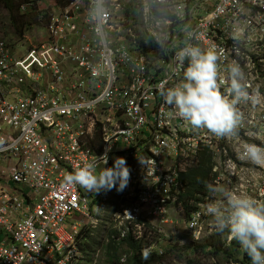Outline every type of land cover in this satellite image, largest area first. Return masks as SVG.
I'll return each mask as SVG.
<instances>
[{"label": "built area", "instance_id": "1", "mask_svg": "<svg viewBox=\"0 0 264 264\" xmlns=\"http://www.w3.org/2000/svg\"><path fill=\"white\" fill-rule=\"evenodd\" d=\"M1 1L0 264H78L76 234L83 224L93 228L98 212L110 213L106 201L119 208L108 219L121 224L109 226L117 232L113 239L130 230L139 238L135 227L158 230L169 213L183 210L181 174L199 164L201 153L210 156L208 186L264 204V168L237 156L242 143L264 139V107L241 105L246 120L239 134L217 139L194 131L160 94L181 78L175 51L186 43L222 50V68L239 60L264 92V0H138L127 5L135 10L128 16L124 0H99V18L97 0H46L39 17L48 15V38L19 56L5 38ZM39 4L23 2L20 13ZM115 21L124 24L119 31ZM241 28L237 43L233 35ZM140 36L153 47L142 51ZM105 153V167L116 157L127 160L124 191L90 197L65 182L74 168ZM208 186L196 193L205 207L188 203L184 224L194 239L208 204L219 199ZM72 213L82 219L69 223ZM145 249L162 253L153 244Z\"/></svg>", "mask_w": 264, "mask_h": 264}, {"label": "clouds", "instance_id": "2", "mask_svg": "<svg viewBox=\"0 0 264 264\" xmlns=\"http://www.w3.org/2000/svg\"><path fill=\"white\" fill-rule=\"evenodd\" d=\"M96 16L103 15L99 6ZM245 35L241 28L233 35L239 43ZM193 37L189 32L186 38ZM175 60L181 69L177 83L160 90L167 105L194 131H207L217 139L235 138L243 127L246 116L241 105L252 108L264 107V92L260 86L249 82L248 73L239 60H233L222 68L224 53L216 48H202L186 43L175 51ZM226 73V75L224 74ZM224 88V91H222ZM239 159L264 168V139L260 144L242 143L238 150ZM107 154L83 162L64 177L69 185H79L89 192L99 193L113 188L124 191L130 181V168L124 157H116L111 167ZM142 167V161L138 157ZM208 190L219 197L207 206L212 218V227L223 233L228 231L249 257L251 264H264V204H259L250 195L218 186ZM150 251L145 249L142 258L147 260Z\"/></svg>", "mask_w": 264, "mask_h": 264}, {"label": "rangeland", "instance_id": "3", "mask_svg": "<svg viewBox=\"0 0 264 264\" xmlns=\"http://www.w3.org/2000/svg\"><path fill=\"white\" fill-rule=\"evenodd\" d=\"M137 1L138 0H124V5L121 6H123L124 8L129 3L136 4ZM14 2L15 3L12 4L13 5L12 12H10L11 10L9 11L7 9L6 11L4 9L3 28H4V33L6 35L5 38L7 43L9 45H12V47L15 49L14 54L18 55L25 53L30 45L37 46L39 42L43 40L42 37H44V29L48 15L46 14L45 19H41L39 17V15L41 14V11L39 10L41 8L39 7L41 6L43 8L42 3L39 4L38 8L36 7L35 12H31L28 14H19L18 11L16 10V7L14 6L17 5V0L16 1L14 0ZM43 4H45V2ZM127 7L131 9V6H127ZM10 16L13 18V20L11 21L8 19V17L10 18ZM123 25L124 24L115 21L113 23L112 28L119 31ZM138 28L141 30L140 27ZM114 160L115 159H113L112 161V166ZM183 187L185 189L184 184ZM85 192L91 197V193L89 191L85 190ZM189 201H191V203H195L204 207L207 205L203 203L204 202L203 198L196 194ZM106 203L107 206L109 207L108 211H110V213L113 211V209L118 208L116 205L110 204L109 201H106ZM90 215L92 214L90 213ZM105 215L106 213L103 215L98 212V214L94 216L98 220L95 225L92 223L93 228L89 227L90 236L86 240H84L85 244L89 242V245H87L86 248L79 247L82 256L79 258L78 264H109L108 255L106 254L105 249L103 247L104 240L102 241L100 240L99 243L97 242L98 243L97 245H95L96 243H94V241H96L95 239L97 238L102 228V220H104ZM186 217L187 215L184 213L183 210L173 211L169 213L167 223L159 227L158 230L153 228L149 230L142 229L141 226L138 228L132 224H126V225L128 226V228H130L131 226L135 227L133 228V234L134 233L137 234L138 233L137 231L140 230L138 233L140 237L137 239L139 240L142 239L144 244H149L150 246L153 244L154 247L161 248L162 253L159 255H162V258L161 261L157 264H238L239 263L242 257L241 253L242 252L244 253V251L241 249L239 244L237 247H235V245L229 243L231 237L227 230H225L223 233L215 231V229L212 227V218L205 213V216L202 217L203 218L202 232L196 239H194L192 238L191 233L185 227L184 221L187 220ZM80 219H82V216L80 214L72 213L70 215L69 223H72V221H76ZM83 225L87 226V224H83ZM107 225L108 227L113 225L116 228L121 226L118 219L117 220L111 219L110 222L108 220ZM114 240L117 241L118 238H115ZM210 244H215L221 247L222 250H220L215 256H204L203 251H206L208 245ZM123 250L124 251L119 258L121 261L120 263H123L124 259L126 258V255H128L125 246L123 247ZM247 262L251 264L249 258Z\"/></svg>", "mask_w": 264, "mask_h": 264}, {"label": "trees", "instance_id": "4", "mask_svg": "<svg viewBox=\"0 0 264 264\" xmlns=\"http://www.w3.org/2000/svg\"><path fill=\"white\" fill-rule=\"evenodd\" d=\"M16 1V0H15ZM46 0H17V5H14L16 7V10L19 14L20 10V4L23 2H45ZM70 0H60V2H66ZM13 3L14 0H2L1 5L3 9L7 11V9L12 12L13 10ZM134 9H126L125 14L128 16L129 14L134 13ZM42 13V12H41ZM41 16V14L39 15ZM46 17V14L44 15V18ZM8 19L11 21L13 18L10 16ZM127 26V25H126ZM138 45L141 48L142 51L149 50L153 47V42L147 38H144L143 36H140L138 39ZM99 138V135H97ZM210 172H211V163H210V156L207 153H201L200 154V161L199 164L196 166H193L189 168L188 170L184 171L181 174V178L184 181L185 189L183 193L180 194L177 198L178 204L181 205L183 208L184 213L188 216V210L191 208L188 203L193 198V196L196 193L204 192L206 187L208 186V183L210 182ZM110 218V213H106L102 228L95 239L94 243L97 245L99 241L104 240V249L106 254L108 255L109 264H157L161 261L162 255H159L154 250L150 251V256L147 260L142 258V250L145 246L149 244H144L143 240H139L137 238H134L131 236V230L128 231L125 236L120 237L117 241H115L111 236L114 234V236H117V232L112 230L108 227L107 221ZM90 230L88 226H83L80 228L76 234V239L79 247L86 248L87 245H89V242L85 244L84 240H86L90 236ZM107 239V241H105ZM98 242V243H97ZM80 243V244H79ZM230 244L235 245V247L238 246V243L232 239H230ZM126 247V252L128 255H126V258L124 259L123 263H120V255L123 253V247ZM93 248V247H92ZM91 248V249H92ZM95 248V247H94ZM226 248V247H225ZM193 250V249H192ZM191 250V251H192ZM201 250V249H200ZM204 250V249H203ZM220 250H222L221 247L210 244L207 247L206 251H203L204 256H215ZM122 251V252H121ZM125 252V253H126ZM241 260L238 264H249L247 262L248 256L244 252L241 253Z\"/></svg>", "mask_w": 264, "mask_h": 264}, {"label": "crops", "instance_id": "5", "mask_svg": "<svg viewBox=\"0 0 264 264\" xmlns=\"http://www.w3.org/2000/svg\"><path fill=\"white\" fill-rule=\"evenodd\" d=\"M39 3H42V2H39ZM46 5H48L47 3H45ZM45 4H42L43 5V8L40 6L39 8H41V10L42 9H45L44 7H45ZM42 34V33H41ZM43 38V40H41V42H39V44H42V43H44L46 40H47V38H48V32H47V30L46 29H44V37H42ZM38 44V45H39ZM30 46H35V45H30ZM29 46V47H30ZM10 47H11V50H12V53L14 54V51H15V49L12 47V45H10ZM19 55H21V54H18V55H15L14 54V56H19ZM39 87H43L44 85H41V84H39L38 85ZM90 193H92V192H90Z\"/></svg>", "mask_w": 264, "mask_h": 264}, {"label": "bare ground", "instance_id": "6", "mask_svg": "<svg viewBox=\"0 0 264 264\" xmlns=\"http://www.w3.org/2000/svg\"><path fill=\"white\" fill-rule=\"evenodd\" d=\"M103 221H104V220H102V225H103Z\"/></svg>", "mask_w": 264, "mask_h": 264}]
</instances>
